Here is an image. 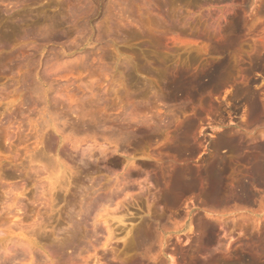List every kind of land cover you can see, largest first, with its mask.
Wrapping results in <instances>:
<instances>
[{
    "label": "rangeland",
    "instance_id": "374dc122",
    "mask_svg": "<svg viewBox=\"0 0 264 264\" xmlns=\"http://www.w3.org/2000/svg\"><path fill=\"white\" fill-rule=\"evenodd\" d=\"M0 264H264V0H0Z\"/></svg>",
    "mask_w": 264,
    "mask_h": 264
},
{
    "label": "bare ground",
    "instance_id": "6f19581e",
    "mask_svg": "<svg viewBox=\"0 0 264 264\" xmlns=\"http://www.w3.org/2000/svg\"><path fill=\"white\" fill-rule=\"evenodd\" d=\"M256 175H257V174H256ZM18 209H19V208H18ZM19 210H20V209H19ZM19 210H18V211H19ZM15 216H16V215H15ZM14 218H15V217H14ZM18 218H19V217H18Z\"/></svg>",
    "mask_w": 264,
    "mask_h": 264
}]
</instances>
